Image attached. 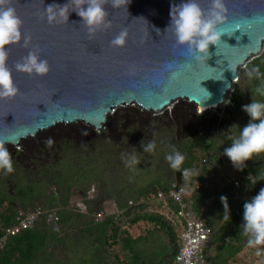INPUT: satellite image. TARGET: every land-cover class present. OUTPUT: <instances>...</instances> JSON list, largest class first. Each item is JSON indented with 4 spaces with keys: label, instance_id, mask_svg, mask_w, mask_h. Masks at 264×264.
Masks as SVG:
<instances>
[{
    "label": "trees",
    "instance_id": "16d2710c",
    "mask_svg": "<svg viewBox=\"0 0 264 264\" xmlns=\"http://www.w3.org/2000/svg\"><path fill=\"white\" fill-rule=\"evenodd\" d=\"M253 67L264 74V52L242 68L228 104L231 114L219 130L221 133L213 137L187 132L189 128L177 115L151 116L123 110L116 116L120 139L94 131L84 136L61 131L36 137L32 143H28L32 139L24 141L17 153H11L14 171H0L1 187L6 183L0 188V234L16 223L21 208L63 206L58 207L61 228L40 222L33 229L11 236L0 250V264H177L185 224L177 216L174 201L154 197L160 191L169 193L174 180L183 182L184 169L190 171L187 178L191 177L192 184L212 181L222 172L224 148L249 122L242 106L251 103L252 98L264 101V96L255 92L264 76L257 79L247 75ZM141 141L145 145L155 141L156 148L151 153L143 152ZM173 150L185 156L180 170L172 169L166 160ZM131 153L138 163L129 168L125 159ZM254 159L243 170L247 200L264 188V155ZM93 183L98 194L92 200L84 195L87 211H80L78 204L79 209L70 210L74 191H87ZM54 187L56 191H52ZM234 187V182L224 189L210 187L195 192L191 198L192 209L213 229L210 246L217 256L210 259L211 264H228L249 238L241 228L245 202L235 204L230 198ZM206 196L211 198L207 210ZM221 196L227 197L228 220L223 218ZM153 202L167 208L169 214L149 209ZM101 211L105 217L99 221L95 217ZM142 224V232L130 230ZM59 248L62 253L58 254Z\"/></svg>",
    "mask_w": 264,
    "mask_h": 264
},
{
    "label": "water",
    "instance_id": "95a60500",
    "mask_svg": "<svg viewBox=\"0 0 264 264\" xmlns=\"http://www.w3.org/2000/svg\"><path fill=\"white\" fill-rule=\"evenodd\" d=\"M67 2L11 0L29 44L21 42L8 50L19 93L0 99V140L8 141L6 146L20 149L24 141L42 133L77 124L100 132L110 116L126 106L160 114L183 100L198 114L215 111L232 100L242 68L264 52V0H226L227 30L221 39L233 47L210 46V59L199 64L176 43L171 30L166 32L170 6L180 0H131L128 10L113 8L109 0L105 9L112 26L94 37L75 12L64 23L47 22V6ZM199 3L209 6V0ZM121 31L129 35L127 45L111 47V39ZM29 50L49 62L48 75L15 70ZM229 63L237 65L235 72ZM209 77L214 79L206 80Z\"/></svg>",
    "mask_w": 264,
    "mask_h": 264
},
{
    "label": "clouds",
    "instance_id": "9594fccd",
    "mask_svg": "<svg viewBox=\"0 0 264 264\" xmlns=\"http://www.w3.org/2000/svg\"><path fill=\"white\" fill-rule=\"evenodd\" d=\"M108 2L109 0H68L63 5L54 3L45 9L46 19L50 25H58L69 21L70 14L75 12L81 18V25L87 28L89 36L94 37L98 31L110 29L112 26L108 19L109 13L105 9ZM130 3L131 0H111V6L115 9L126 6L128 10ZM228 13L226 0H209L207 9L201 7L199 0H180L179 3H172L170 6V24L166 32L171 30L176 43L186 48L194 61L199 64L210 59V46L215 45L219 50L221 43L227 44L222 42L221 37L226 33L222 30V26L228 18ZM157 30L160 32L159 29ZM128 40V33L121 31L111 39L110 45L113 48H123L127 45ZM21 42L25 47H28L29 39L23 31V22L16 9L11 6V0H0V99L14 98L19 93L13 70L8 64V50L10 46L21 44ZM218 50L216 54H218ZM228 68L235 72L237 65L229 63ZM15 70L30 76L42 77L51 72V66L38 51L29 50L22 61L15 65ZM247 75L255 76L257 79L264 76L257 67H253ZM209 79L214 78L209 77L206 80ZM255 92L264 96V79L261 80V84ZM225 103L228 104L231 101H225ZM242 111L248 115L249 122L241 128L239 135L232 139L230 146L223 150L224 156H227L233 166L240 171H243L248 161L264 155V101L252 98L251 103L242 106ZM7 143L8 141L0 140V171L5 174L14 171V162L6 146ZM141 147L143 152L151 153L156 148V144L155 141H151L145 145L141 141ZM166 160L172 169L180 170L185 156L179 151L173 150L166 156ZM125 163L129 168L136 165L138 163L136 155L129 154ZM181 173L184 178L190 175L188 169H184ZM220 199L224 206L225 215L223 218L228 220L230 209L227 197L221 196ZM241 228L244 234L249 237L247 245L258 248L257 255H259V249L264 246V188L245 201Z\"/></svg>",
    "mask_w": 264,
    "mask_h": 264
},
{
    "label": "rangeland",
    "instance_id": "374dc122",
    "mask_svg": "<svg viewBox=\"0 0 264 264\" xmlns=\"http://www.w3.org/2000/svg\"><path fill=\"white\" fill-rule=\"evenodd\" d=\"M231 94H233V92ZM230 96L232 98V95H230ZM123 110H128V111L132 110V111H135V113L144 112L145 114H148L151 116H157V115H160V116L161 115L162 116L173 115V116H175V115H177V116L181 117V121L185 125H187V128H189L187 132H189L190 130H193L195 133L200 134L201 136L211 135L212 137L214 136V134L216 132L221 133V132H219V130H221V128L224 127V123L226 122L227 117L229 116V113L231 114V112L228 108V104L222 105L219 109L213 111L212 114H205V113L204 114H198L196 112L195 107L192 104H190L186 101H182V100L177 101L171 107H169L167 110H165L164 112H162L160 114H157L154 112L142 111L138 106L121 107L114 114H112L110 116V121H109V124L107 126V128H109V130L112 133V136L114 138L118 137L117 128H116V124H117L118 119H116L117 118L116 116H117V113H119ZM193 126H194V128H193ZM61 131L62 132L74 131L79 136H84V135H86L89 132H92L94 130H93V128H91L87 125L77 124V125L68 126L65 128L64 127H57L56 129L52 130L51 132L57 133V132H61ZM51 132L42 133L41 135L38 136V138L42 135L49 134ZM34 140L35 139L28 141V143H32ZM7 147L9 149L10 153H13L14 150H18L12 146H7ZM223 161H224L223 170H222V172H219L217 174V176L212 177L211 187L212 188L213 187H219L220 189H224L225 185L232 184V182H234L235 187L233 188V195L230 198H233V201L235 204H242L249 197L246 190H245L247 187L246 185H248V184H245L243 179H242L243 177H246L245 173L243 171L237 170L233 166L232 162L229 160V158L227 156L223 155ZM12 177H13L12 175L8 176V178L10 180L13 179ZM173 177L175 179L176 176L173 175ZM236 181H238L239 184H236ZM183 183L189 188L193 185L191 177L183 179ZM93 185H95L97 188V185L95 183H93L90 187H92ZM2 186L5 187L6 183ZM3 187H1V185H0L1 189ZM56 189H57V187H54L52 189V191H56ZM97 190H98V188H97ZM87 191H88V189H87ZM87 191L76 189L71 196V200H70L68 208L70 210L79 209L76 207L75 204H79L80 202H82L84 200V195L86 194ZM204 202H205L204 209L207 210L208 209V203L211 202V198L209 196H206ZM41 205H43V204H41ZM50 207H61L62 209L64 208L63 206H50ZM149 209H157L158 211L169 214L168 209L165 207H162L158 202H153L150 205ZM111 212L113 213L114 211H111ZM54 227L61 228V225L59 224L58 226H54ZM144 227H145L144 224H142L141 226H133L130 228V230L133 233L137 234L139 232H142L144 230ZM259 250H260V254L257 255L258 248L249 247L246 243L243 246V248L239 251V253H236L235 257L232 258L228 264H264V246H261V248ZM56 251H57L56 253H58V254L62 253V250L60 248L56 249ZM62 256L65 257L64 255H62Z\"/></svg>",
    "mask_w": 264,
    "mask_h": 264
},
{
    "label": "built area",
    "instance_id": "2783aa9c",
    "mask_svg": "<svg viewBox=\"0 0 264 264\" xmlns=\"http://www.w3.org/2000/svg\"><path fill=\"white\" fill-rule=\"evenodd\" d=\"M203 114V113H201ZM236 184H239L236 181ZM211 187V181L196 182L190 188L183 182L174 180L169 193L158 192L154 197L156 200L171 199L178 207L177 216L182 219L185 228L182 232V248L176 255L177 264H210L209 249L212 241L213 229L209 223L199 217L191 207V198L195 192ZM98 194L95 185L90 187L85 195L87 200L94 199ZM133 203V201H131ZM80 211L86 212L87 205L84 201L78 204ZM105 212L101 211L96 214L97 220H103ZM16 223L6 227L0 234V250H3L13 235L19 234L23 230L33 229L40 222L58 226L61 221L60 209L58 207H48L42 209H19L17 212Z\"/></svg>",
    "mask_w": 264,
    "mask_h": 264
},
{
    "label": "flooded vegetation",
    "instance_id": "af4514ba",
    "mask_svg": "<svg viewBox=\"0 0 264 264\" xmlns=\"http://www.w3.org/2000/svg\"><path fill=\"white\" fill-rule=\"evenodd\" d=\"M118 119V118H117ZM116 128H117V124H116ZM94 133L96 134V133H99V132H96V131H94ZM100 134H102V135H109V136H112V133L110 132V130H109V128H105L104 130H102V131H100ZM113 137V136H112ZM122 137V135L120 134V136H119V134H118V137L117 138H121ZM17 151L18 150H14V154L15 153H17Z\"/></svg>",
    "mask_w": 264,
    "mask_h": 264
},
{
    "label": "crops",
    "instance_id": "0c3cea01",
    "mask_svg": "<svg viewBox=\"0 0 264 264\" xmlns=\"http://www.w3.org/2000/svg\"><path fill=\"white\" fill-rule=\"evenodd\" d=\"M2 221H0V223H1ZM1 227V226H0ZM2 228V227H1ZM209 255H210V259L212 258V257H215V256H217V252L215 251V250H213V247L212 246H210V249H209ZM210 259H209V261H210ZM210 264H211V262H210Z\"/></svg>",
    "mask_w": 264,
    "mask_h": 264
},
{
    "label": "snow or ice",
    "instance_id": "6c2138e0",
    "mask_svg": "<svg viewBox=\"0 0 264 264\" xmlns=\"http://www.w3.org/2000/svg\"><path fill=\"white\" fill-rule=\"evenodd\" d=\"M232 27H233V28H235V27H236V25H232ZM222 30H223V31H226V30H227V27H226V25H223V26H222ZM202 91H203V90H202ZM204 95L206 96V95H207V93H204Z\"/></svg>",
    "mask_w": 264,
    "mask_h": 264
},
{
    "label": "bare ground",
    "instance_id": "6f19581e",
    "mask_svg": "<svg viewBox=\"0 0 264 264\" xmlns=\"http://www.w3.org/2000/svg\"><path fill=\"white\" fill-rule=\"evenodd\" d=\"M183 101V100H182ZM201 110H203V109H201ZM204 111V110H203Z\"/></svg>",
    "mask_w": 264,
    "mask_h": 264
}]
</instances>
